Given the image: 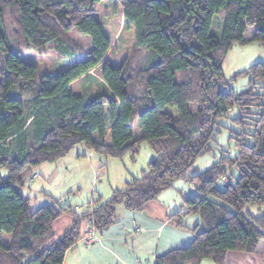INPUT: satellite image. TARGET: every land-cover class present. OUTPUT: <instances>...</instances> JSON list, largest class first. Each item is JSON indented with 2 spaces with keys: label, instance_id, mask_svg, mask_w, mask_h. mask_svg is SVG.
I'll list each match as a JSON object with an SVG mask.
<instances>
[{
  "label": "trees",
  "instance_id": "16d2710c",
  "mask_svg": "<svg viewBox=\"0 0 264 264\" xmlns=\"http://www.w3.org/2000/svg\"><path fill=\"white\" fill-rule=\"evenodd\" d=\"M98 1L0 0V264H62L82 221L105 230L118 206L140 211L178 179L197 191L184 206L202 229L153 264H224L227 252L255 254L259 246L264 255V214L247 209L264 208V64L241 72L250 81L239 92L222 73L234 44L264 46V0H116L96 20ZM219 11L215 36L210 28L218 30L212 19ZM123 24L134 31L129 53L115 43ZM55 58L66 68L45 74ZM90 72L105 90L83 93L80 80ZM231 108L237 116L230 121L240 129L230 136L236 153L222 150L193 175L194 161L215 148V126ZM142 142L156 153L147 170L92 211L78 214L58 200L33 209L21 193L25 171L77 145L133 158ZM64 214L72 221L52 241V225Z\"/></svg>",
  "mask_w": 264,
  "mask_h": 264
},
{
  "label": "rangeland",
  "instance_id": "374dc122",
  "mask_svg": "<svg viewBox=\"0 0 264 264\" xmlns=\"http://www.w3.org/2000/svg\"><path fill=\"white\" fill-rule=\"evenodd\" d=\"M115 2L116 0L96 2L95 8L98 11L93 13L96 20H104L112 11ZM222 18L221 11L213 16V24L216 27L219 25V28L217 30L211 24L210 34L219 36ZM124 26L125 24L119 31L115 43L118 48L129 53L134 43V31L133 28H124ZM257 62L264 64V46L253 42L244 45L234 44L224 55L222 73L226 80H231L234 91L239 92L248 88L250 77L241 72ZM65 66L66 63L55 58L51 67L45 70V74H55L64 70ZM80 85L84 94L105 90L104 84L93 72L83 76ZM164 111L172 115L178 114L172 107H165ZM227 115V118L219 120L218 125L215 126L214 140L211 141L215 148L211 153L200 156L194 161L191 168L193 175L210 168L223 151H227L229 156L236 153L234 141L230 138L234 135L233 133L240 131L230 121V118L237 116L236 109H229ZM135 130L137 135H140L137 126ZM155 157L156 153L146 142L140 144L133 158L129 154L121 158L104 157L85 146L77 145L61 159L52 163H43L25 171L21 193L31 199L33 209L58 200L60 203L70 205L76 213L81 214L86 210L92 211L97 204L109 201L116 192L124 190L128 183L139 179L147 170L148 162ZM231 171L236 178L238 176L236 168L232 167ZM183 180L178 179L173 185L176 184L175 187H177ZM231 180L233 181L232 178ZM221 185L220 181L216 183L217 187ZM247 209L254 216L264 214V208L247 207Z\"/></svg>",
  "mask_w": 264,
  "mask_h": 264
},
{
  "label": "crops",
  "instance_id": "0c3cea01",
  "mask_svg": "<svg viewBox=\"0 0 264 264\" xmlns=\"http://www.w3.org/2000/svg\"><path fill=\"white\" fill-rule=\"evenodd\" d=\"M183 180V179H182ZM147 201L140 211L117 207L116 222L102 231H95V240L89 244L80 241L88 228L86 220L79 226V238L66 251L62 264H153L154 259L172 250L181 249L202 229L199 218L187 213L184 201L197 193L189 180H183ZM169 191V192H167ZM72 217L60 216L52 225V241L58 239ZM134 225L141 232L133 230ZM227 252L224 264H264V255ZM200 264H214L210 259Z\"/></svg>",
  "mask_w": 264,
  "mask_h": 264
},
{
  "label": "built area",
  "instance_id": "2783aa9c",
  "mask_svg": "<svg viewBox=\"0 0 264 264\" xmlns=\"http://www.w3.org/2000/svg\"><path fill=\"white\" fill-rule=\"evenodd\" d=\"M133 230L136 233L141 232V227L139 225H134ZM95 240V230L92 225H88L85 233L81 236L80 241L84 244H89Z\"/></svg>",
  "mask_w": 264,
  "mask_h": 264
}]
</instances>
